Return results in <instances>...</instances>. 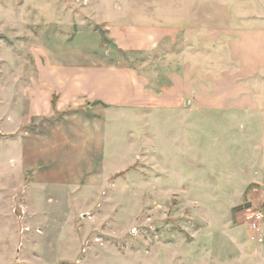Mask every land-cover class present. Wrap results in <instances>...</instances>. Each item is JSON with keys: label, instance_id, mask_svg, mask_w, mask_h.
<instances>
[{"label": "rangeland", "instance_id": "374dc122", "mask_svg": "<svg viewBox=\"0 0 264 264\" xmlns=\"http://www.w3.org/2000/svg\"><path fill=\"white\" fill-rule=\"evenodd\" d=\"M98 2L0 0V264H249L238 245L257 244L247 222L264 187L245 184L256 172L241 173L236 155H223L214 118L197 115L185 131L193 140L169 148L153 125L144 135L141 114L120 113L109 120L113 143L80 186L42 184L53 176L43 137L79 111L32 116L29 99L48 58L67 61L81 46L90 56L109 41Z\"/></svg>", "mask_w": 264, "mask_h": 264}, {"label": "crops", "instance_id": "0c3cea01", "mask_svg": "<svg viewBox=\"0 0 264 264\" xmlns=\"http://www.w3.org/2000/svg\"><path fill=\"white\" fill-rule=\"evenodd\" d=\"M96 6L109 41H98L90 56L81 46L67 61L48 58L41 89L36 83L29 99L32 116L79 111L43 137L53 176L42 184L80 186L113 143L109 120L135 111L144 117V135L153 125L161 147L193 140L194 132L185 131L194 130L197 115L214 118L223 155H236L241 173L256 172L245 175V184L264 187V0H99ZM132 53L155 57L136 61ZM164 129L171 131L164 136ZM239 247L242 261L264 264V244Z\"/></svg>", "mask_w": 264, "mask_h": 264}, {"label": "built area", "instance_id": "2783aa9c", "mask_svg": "<svg viewBox=\"0 0 264 264\" xmlns=\"http://www.w3.org/2000/svg\"><path fill=\"white\" fill-rule=\"evenodd\" d=\"M249 215L247 225L250 230V241L264 244V202L251 209Z\"/></svg>", "mask_w": 264, "mask_h": 264}, {"label": "trees", "instance_id": "16d2710c", "mask_svg": "<svg viewBox=\"0 0 264 264\" xmlns=\"http://www.w3.org/2000/svg\"><path fill=\"white\" fill-rule=\"evenodd\" d=\"M54 105H55V103H54ZM89 106H91V105H89ZM241 210V208H236L235 210H234V212H238V211H240Z\"/></svg>", "mask_w": 264, "mask_h": 264}]
</instances>
